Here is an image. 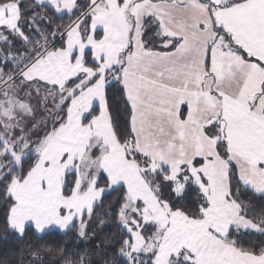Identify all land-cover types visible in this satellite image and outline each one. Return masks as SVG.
<instances>
[{
  "label": "snow or ice",
  "instance_id": "6c2138e0",
  "mask_svg": "<svg viewBox=\"0 0 264 264\" xmlns=\"http://www.w3.org/2000/svg\"><path fill=\"white\" fill-rule=\"evenodd\" d=\"M0 264H264V0H0Z\"/></svg>",
  "mask_w": 264,
  "mask_h": 264
},
{
  "label": "trees",
  "instance_id": "16d2710c",
  "mask_svg": "<svg viewBox=\"0 0 264 264\" xmlns=\"http://www.w3.org/2000/svg\"><path fill=\"white\" fill-rule=\"evenodd\" d=\"M4 251L5 249L3 248V246H0V254H3Z\"/></svg>",
  "mask_w": 264,
  "mask_h": 264
}]
</instances>
